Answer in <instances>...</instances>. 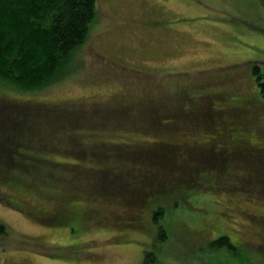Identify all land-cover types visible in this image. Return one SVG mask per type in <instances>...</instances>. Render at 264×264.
Returning a JSON list of instances; mask_svg holds the SVG:
<instances>
[{"label":"rangeland","instance_id":"374dc122","mask_svg":"<svg viewBox=\"0 0 264 264\" xmlns=\"http://www.w3.org/2000/svg\"><path fill=\"white\" fill-rule=\"evenodd\" d=\"M98 2L97 23L74 57L79 64L85 60L87 74L79 67L71 79L56 81L50 92L35 94L45 103L97 100L117 91L118 101L109 107L114 114L108 126H101L113 130L100 132L105 139L133 145L157 139L153 133L166 132L171 118L188 122L195 113L214 109L192 94L210 93L208 98L222 94L215 108L226 111L243 107L246 97L259 103L251 68L264 62V0ZM189 87L191 95L182 99ZM33 98L39 97L3 90L0 108ZM222 126L218 135L226 134ZM238 134L233 130L229 137ZM237 146V142L225 145ZM235 183L241 187L239 181ZM218 186L222 187L204 193L191 190V198L157 222L151 214L158 201L168 200L159 192L148 196V209L93 202L102 207L103 221L80 234L71 226L41 224L0 200V223L9 232L0 236V264H144L145 253L158 243L160 226L168 227L170 237L162 250L155 249L159 264H264V194L257 189H230V182ZM13 193L0 182V196L14 198ZM18 193L17 203L43 208L35 198L28 202L27 194ZM223 235L244 246L238 251L241 256L209 244L198 246L202 239ZM179 238L201 241L188 245Z\"/></svg>","mask_w":264,"mask_h":264},{"label":"trees","instance_id":"16d2710c","mask_svg":"<svg viewBox=\"0 0 264 264\" xmlns=\"http://www.w3.org/2000/svg\"><path fill=\"white\" fill-rule=\"evenodd\" d=\"M98 15V0H0V85L6 87L0 91L39 97L0 108V182L14 192V198L0 196V200L41 224L71 226L80 234L102 223L104 211L97 203L148 209V196L159 192L168 200L156 204L151 215L157 222L191 198V190L204 193L230 182V189H257L264 194V161L258 158L264 159V62L251 68L259 93L257 105L246 97L241 108L219 110L215 106L222 94L213 92L210 98V93L192 94L214 109L195 113L188 122L171 118L166 132L153 133L157 139L135 145L102 137V131L113 130L101 126H108L114 114L109 107L118 101L119 92L106 99L64 104H48L35 95L50 92L56 81L71 79L79 67L87 74L85 60L79 64L74 57L87 43ZM190 90L182 99L191 95ZM221 126L226 134L218 135ZM233 130H239L238 138L229 137ZM235 142L240 146L225 147ZM130 146L135 150L127 149ZM19 190L30 197L28 202L35 198L43 208L17 203ZM7 234L0 223V236ZM169 237L168 227L160 226L158 243L145 253L144 264L160 263L155 249L162 250ZM179 240L188 245L201 241ZM206 244L240 256L244 247L226 235L202 239L198 246L202 249Z\"/></svg>","mask_w":264,"mask_h":264}]
</instances>
